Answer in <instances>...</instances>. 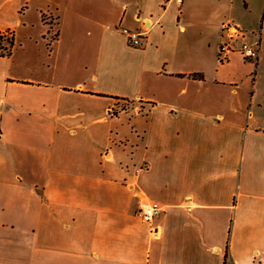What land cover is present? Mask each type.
<instances>
[{
	"label": "crops",
	"instance_id": "0c3cea01",
	"mask_svg": "<svg viewBox=\"0 0 264 264\" xmlns=\"http://www.w3.org/2000/svg\"><path fill=\"white\" fill-rule=\"evenodd\" d=\"M229 27L256 62L220 61ZM0 31L25 39L0 58V264H264V0H0Z\"/></svg>",
	"mask_w": 264,
	"mask_h": 264
},
{
	"label": "built area",
	"instance_id": "2783aa9c",
	"mask_svg": "<svg viewBox=\"0 0 264 264\" xmlns=\"http://www.w3.org/2000/svg\"><path fill=\"white\" fill-rule=\"evenodd\" d=\"M118 29L122 32V34L126 37L128 44L134 48H144L147 41L146 32L133 30L127 27L119 26ZM229 30V39L223 42L219 48V59L221 62H227L234 52H238L242 55V57L248 62H256L259 53H260V41L249 42L243 40L238 43V40L235 38V31H232L230 27ZM110 115L115 113L114 109L110 110ZM147 165H143L139 167L136 172H139L145 169ZM160 212L159 209L150 207L146 208V210H141L140 215L143 220L146 222H151L153 218Z\"/></svg>",
	"mask_w": 264,
	"mask_h": 264
},
{
	"label": "trees",
	"instance_id": "16d2710c",
	"mask_svg": "<svg viewBox=\"0 0 264 264\" xmlns=\"http://www.w3.org/2000/svg\"><path fill=\"white\" fill-rule=\"evenodd\" d=\"M16 37L14 31H0V58H9L12 56L15 48ZM229 258V246L226 250V260Z\"/></svg>",
	"mask_w": 264,
	"mask_h": 264
},
{
	"label": "rangeland",
	"instance_id": "374dc122",
	"mask_svg": "<svg viewBox=\"0 0 264 264\" xmlns=\"http://www.w3.org/2000/svg\"><path fill=\"white\" fill-rule=\"evenodd\" d=\"M255 4H256L257 8L259 9L260 8V5L257 2H255ZM252 22H253V25H254L255 24V21H252ZM256 23H259L258 22V19L256 20ZM15 36H17V40L15 42V48H14V51H13L12 56L14 55V58L17 60L20 57V54L22 52L21 51L22 49H21V46L20 45H22V43L25 41V39L23 38L24 37L23 34L21 36H18V35L15 34ZM219 55H220V53H219ZM219 55H218V57H219Z\"/></svg>",
	"mask_w": 264,
	"mask_h": 264
}]
</instances>
